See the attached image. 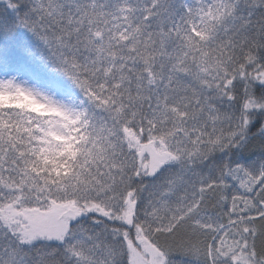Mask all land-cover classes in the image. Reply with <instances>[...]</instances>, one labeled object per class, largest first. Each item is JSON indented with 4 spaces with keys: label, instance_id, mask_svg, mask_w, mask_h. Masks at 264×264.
Instances as JSON below:
<instances>
[{
    "label": "snow or ice",
    "instance_id": "6c2138e0",
    "mask_svg": "<svg viewBox=\"0 0 264 264\" xmlns=\"http://www.w3.org/2000/svg\"><path fill=\"white\" fill-rule=\"evenodd\" d=\"M0 264H264V0H0Z\"/></svg>",
    "mask_w": 264,
    "mask_h": 264
}]
</instances>
